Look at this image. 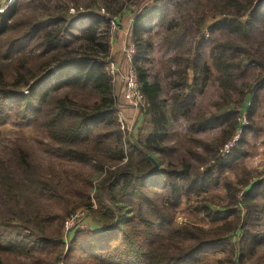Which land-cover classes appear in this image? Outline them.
I'll return each instance as SVG.
<instances>
[{"label": "trees", "instance_id": "1", "mask_svg": "<svg viewBox=\"0 0 264 264\" xmlns=\"http://www.w3.org/2000/svg\"><path fill=\"white\" fill-rule=\"evenodd\" d=\"M194 1L204 5L203 0ZM159 2V7L144 3L131 24V41L136 50L133 66L147 103L142 115L149 117L150 124L149 133L135 142H130L120 128L118 112L122 108L107 71L112 62L111 17L97 13L100 26L96 21L91 23L84 33L85 42L75 48L66 9L37 0L29 1L30 12L26 14L19 11L16 1L0 12V40L7 46L2 56L8 60L3 65L0 59V123L11 113L14 120L45 133L49 140L47 152L52 156L90 167L67 172L49 168L48 175H42L20 146L0 159V264H198L207 254L224 250L228 254L217 264H242L245 253L263 243L264 232L253 229L257 224L264 225V201L257 203L264 199L263 181L251 182L252 176L244 168L240 169L243 176L234 182L225 177L249 156L248 133L253 131L254 123L251 103L245 128H240L237 113L224 112L230 104L242 106L244 97L253 94L240 88L237 80L244 75L241 65L227 57V51L240 46L216 43L210 52L217 73L214 80L218 99L215 111L209 115L195 109L194 104L196 93L201 91L197 73L204 75L208 69H200L197 58H169L168 63L175 68L170 75H178L173 85L180 89L167 105L161 98L160 82L149 81L137 64L141 50L138 42L145 36L146 26L164 23L169 3L181 6L180 0ZM204 2L212 18L220 17L208 27L210 32L215 27L227 28L232 35L250 41L264 0ZM204 18L203 12L200 24ZM21 43L24 48L32 44L38 53L30 57L20 53L16 48ZM246 52L261 66L255 79L261 86L264 62ZM190 66L193 77L189 82ZM236 95H240L239 101H235ZM230 116L233 122L227 138L214 149L207 146L198 135L225 131L223 125ZM180 118L188 123V141L192 145H187L186 154L179 153L174 160L177 151L166 146V141L172 122ZM238 131L241 134L233 149L220 154ZM193 145L204 148L197 153ZM164 157L170 158L166 167L161 161ZM220 186L225 213L215 211L213 203L204 198L195 206V212L209 223L219 224L209 230L189 224L172 226L165 210L153 202L155 194L162 190L167 195L164 207L175 209L182 197L190 200L191 195L205 196ZM144 202H151L157 220L146 213ZM80 208L89 211L100 230L75 232L64 251L63 222ZM161 230L164 232L159 233ZM236 235L240 251L237 256V245L230 242Z\"/></svg>", "mask_w": 264, "mask_h": 264}, {"label": "rangeland", "instance_id": "2", "mask_svg": "<svg viewBox=\"0 0 264 264\" xmlns=\"http://www.w3.org/2000/svg\"><path fill=\"white\" fill-rule=\"evenodd\" d=\"M15 1L19 4V11L22 14H26L29 11V1L37 0H14L10 4H5L4 0H2L1 4L3 5L0 6V12L4 11ZM44 1L51 7L61 8L64 10L66 9V18L72 22L70 27L73 34L71 37L73 40L72 47L75 48L85 42L84 33L91 23L96 21L100 26V16L111 17V21L115 22L116 31L112 34V37L115 38L118 33L117 30L124 32L128 29L130 18L129 14H131L134 19L136 13L144 3L148 6L155 5L159 7L161 5L159 0ZM188 1L189 0H180L181 6H178L179 8L172 3H169L165 9L164 23L160 24L152 22L146 26L145 36L138 42L141 49L138 55L139 58L137 59L138 67H140L144 73L148 75L149 81L157 80L160 82L162 86L161 98L166 101L167 105H169L172 94L176 93L180 87L173 85V82L175 83V81H177L178 75H170L175 68L174 65L168 63V59L174 55H181L185 58H189L190 60L197 58L199 68L208 69V73H204V75L202 74L203 76L201 73H197V86L201 89V91L196 93V97L194 99L195 109H201V111L206 112V114L209 115V113H213L215 111L214 102L218 99V89L214 80L217 73L213 70L210 52L216 43L229 42L233 45H237V47L240 46L242 49L235 48L231 49L229 52L227 51V57L229 56V58L234 62L240 63L244 75L239 77L237 80L238 85L241 89H243V91H252L251 93L253 94H248L244 97L242 106L235 107L233 104H230L224 112L229 111L231 113H237L240 128H245L248 124L246 120V112L251 103L250 107L254 113V123L253 128H251L253 131L248 133L249 156L240 162V168L227 172L225 177L229 181L234 182L237 177L243 176L240 169L244 168L250 172L252 176L251 182L254 180L263 181L262 188H264V72L261 77L263 84L261 86H257V81L255 79L260 72L261 66H259L254 59L249 57L246 52V50H248L252 56L264 62V8L261 11L260 19L254 23V26L256 25V27L253 28L251 39L248 42L241 38V36L232 35L227 28L215 27L210 32L208 27L216 23L220 17H211V12L204 2L206 0H203L204 5H199L194 0H190V3L187 5ZM68 7H70V9H68ZM71 10H73V12H71ZM202 11L205 13V18L203 23L200 24L199 20L203 14ZM106 12H108L111 16L106 15ZM97 13H99L100 16ZM117 14L119 15L117 16ZM174 38L176 39L174 40ZM173 40L174 42L171 43ZM4 45H6V43L1 39L0 59L3 65H7L8 60H5V58H3L5 56H2L4 51L7 49V46ZM16 49L20 53L29 57L38 53L32 44L24 48V43H21L20 47H17ZM111 61H113L112 58ZM188 74L190 82L193 77L192 66H190ZM6 75L8 78L12 77L10 73H6ZM118 97H121V93ZM120 100L122 105L121 107L123 109H120L119 113L125 123L124 132L126 138L129 139L131 137L130 132H132V129H135L138 120L139 126L136 129L135 136L141 138L149 133V117L143 116L142 113H139L138 111L131 110L122 103V99ZM239 100L240 95H236L235 101ZM5 119L6 120L4 122L0 123V159L8 157L13 148L20 146L27 151L31 161L38 166V170L42 175H48L49 168H52L57 172H67L72 169H90L89 166L81 165L77 161L57 158L48 153L47 146L49 144V140L45 133L40 131L35 126L24 123L23 121L14 120L11 113L7 114ZM232 122L233 117L230 116L223 125V129H226L225 131L217 129L201 133L198 136L206 143L207 146L214 149L227 138V132H229ZM187 124L188 123H186L183 118L172 122L166 146L176 149L175 151L177 152L173 154L174 160L178 159L179 153L185 155L186 146L192 145V143L188 141V136H191V134H188ZM198 136H196V138H198ZM202 148L204 147L194 145L192 147V149L197 153H201ZM189 158H191V156ZM169 159L170 158L168 157L161 159V161L163 160L165 167L168 166L167 162ZM191 163L195 164L193 160H191ZM223 195L224 192L220 186L217 189L208 191L205 196L191 195L189 197L190 200H187L186 197H182L178 206L175 209L169 210L168 206L164 207L167 204L166 192L159 190L155 194L153 202L156 206L161 208V211L165 210L163 213L171 219L172 226L189 224L204 230H209L219 224L212 225L209 223L205 218H203L202 214L195 212V206H198L197 202L199 199L204 198L213 203V209L215 211L225 213V209L221 206L224 205ZM150 196L153 197L151 194ZM263 201L264 199H259L257 203L261 205ZM143 206L150 218L152 220H157V212L154 207L151 206V202H144ZM191 208H193V210ZM253 229L256 233H263L264 225L261 226L257 224L253 227ZM158 232L163 233L164 230ZM238 240L239 237L237 235L230 238V242L232 244L236 243L237 245ZM156 242H158V240H156ZM242 247H244V245L241 246V248ZM234 251L237 256L240 252L238 245ZM227 254L228 250L218 251L214 254H207L199 261L198 264H217ZM245 254L246 255L242 260V264H264V241L263 243L255 244V247L249 251V253Z\"/></svg>", "mask_w": 264, "mask_h": 264}, {"label": "built area", "instance_id": "3", "mask_svg": "<svg viewBox=\"0 0 264 264\" xmlns=\"http://www.w3.org/2000/svg\"><path fill=\"white\" fill-rule=\"evenodd\" d=\"M13 1L14 0H5V4H10ZM0 6H2V4H0ZM71 12H73V10H71ZM131 23H133V20L131 21ZM110 29L111 34L116 31V25L114 21H110ZM135 53V47L132 44L131 38H129L128 42L124 45L122 53L123 60L126 63L124 71L120 72L119 67L113 61L108 65L107 71L109 75L113 78L114 82L116 79H118L122 84L121 97H118L117 103L122 106L120 100L122 99V103L126 107L138 111L139 113H142L146 109L147 103L141 92L136 70L133 66V58L135 56ZM118 115V122L120 128L122 131H124L125 123L119 112ZM240 134V131H238L235 137L220 149V154L224 155L225 153H228L231 149H233L235 142L239 139ZM88 220H91L93 222L92 218L89 215V211L84 208L76 210L64 220L61 231L62 240L64 243V251L67 250V246L75 232L86 230L89 228Z\"/></svg>", "mask_w": 264, "mask_h": 264}, {"label": "crops", "instance_id": "4", "mask_svg": "<svg viewBox=\"0 0 264 264\" xmlns=\"http://www.w3.org/2000/svg\"><path fill=\"white\" fill-rule=\"evenodd\" d=\"M4 2H5V0H4ZM0 4H1V1H0ZM127 13H129V12H127ZM129 15H130L129 16L130 18H129V23H128L129 24L128 29L124 32L118 30V33L117 34L115 33L116 37L115 38L112 37L110 39V56H111L113 62L119 67L120 72H123L125 67H126V63L123 60V54H122L123 48H124L125 43H127L129 38H131L130 28H131V21L133 20V18L131 16V14H129ZM114 88H115L116 95H120V93L122 91V84L118 79H116L114 82ZM138 126H139V120L136 123L135 129H132V132H130V134H131V137L129 138L130 142H135V140H137L138 136L136 137L135 133H136V129L138 128ZM88 224H89L90 229H92L94 231L99 230V227L94 222H92L91 220L90 221L88 220Z\"/></svg>", "mask_w": 264, "mask_h": 264}, {"label": "water", "instance_id": "5", "mask_svg": "<svg viewBox=\"0 0 264 264\" xmlns=\"http://www.w3.org/2000/svg\"><path fill=\"white\" fill-rule=\"evenodd\" d=\"M157 169V167L155 166V169H154V171Z\"/></svg>", "mask_w": 264, "mask_h": 264}]
</instances>
